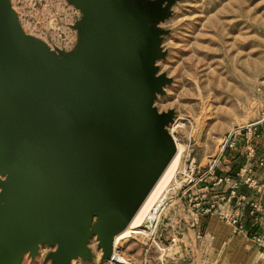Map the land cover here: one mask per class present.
I'll return each mask as SVG.
<instances>
[{
	"label": "rangeland",
	"instance_id": "374dc122",
	"mask_svg": "<svg viewBox=\"0 0 264 264\" xmlns=\"http://www.w3.org/2000/svg\"><path fill=\"white\" fill-rule=\"evenodd\" d=\"M75 1L85 13V22L93 17L94 9L88 0ZM133 2L125 4L118 0H105V4L111 6L108 7L110 12L101 3L99 5L113 16L116 23L118 19L124 37L122 40L126 38L119 45L118 59L121 55L133 78L129 77V83L121 87V93L125 96L124 105H129L127 111L134 114H120V131L111 132L107 127V130L87 134L98 140L101 136L115 137L114 134L123 141H129L127 137L135 138L133 143L136 147L146 138L144 153L130 151L132 155L123 156H135L136 164L131 159L121 158V166H125L123 170H128L132 164L140 167L146 164L154 166L153 171L156 172V168L162 170L166 160L173 155L157 177V183L140 212L132 222L130 218L131 224L112 235L110 247L98 239L95 220L86 245L91 257L79 256L71 264H224L221 261L223 253L226 249V257L232 255L229 248L235 234L215 251L216 241L209 238L210 222L207 219L213 216L220 229L228 226L233 232L227 222L228 214L234 212V203L228 201V187L214 185V179L209 176L183 195L179 184L183 179L189 180L187 176L198 180L206 175L218 159L226 138L234 130L264 119V0ZM9 3L28 35L43 40L51 48L64 51L72 50L77 44L79 37L75 27L83 14L69 0H0V31L7 32V35L13 31ZM84 21L80 28L85 37ZM83 50L89 52L87 41ZM111 101L105 100L104 111H110V107L106 108ZM88 108L91 113L67 119V123L72 124L70 127H95L98 123L106 126V116L95 113L97 107ZM120 108L124 110L122 105ZM260 132L264 139V130ZM89 139H81L80 144L85 140V145L90 148L93 139ZM242 140L241 137L239 144L244 151L246 144ZM120 149L127 150L122 145ZM229 153L225 150L218 163L217 169L223 174ZM258 156L264 160V154L259 153ZM4 180L0 175V181ZM1 190L0 187V195ZM201 192L208 194V199L202 202ZM68 201H55V206L61 208V215L53 222L67 216L69 211L65 205ZM209 202H216L217 206L212 213L205 215L203 211ZM4 204L0 200V211ZM5 213L0 216L4 217ZM159 222L156 238L166 251L153 248L147 255L143 238L153 239ZM1 230L14 233L19 228L0 223ZM172 238L176 241L173 242ZM22 239L14 238L12 234L11 237L0 234V264H54L58 243L39 244L37 241L32 248ZM240 242L251 256L240 259L236 255L233 264H256L254 256L260 261L264 259V252H259L249 239H241ZM2 247L10 256L2 257ZM18 248L30 251L19 257ZM111 250L119 254L116 255V263L107 260ZM58 254L55 255L56 264Z\"/></svg>",
	"mask_w": 264,
	"mask_h": 264
},
{
	"label": "water",
	"instance_id": "95a60500",
	"mask_svg": "<svg viewBox=\"0 0 264 264\" xmlns=\"http://www.w3.org/2000/svg\"><path fill=\"white\" fill-rule=\"evenodd\" d=\"M8 1L10 2V0ZM99 1L106 9H108V7L111 8V6L105 4V0ZM118 1L125 4H131L134 3L133 1L135 0ZM69 3L77 7L83 14L82 19L75 27L78 31L79 39L73 51L67 53L59 51V55L56 52L51 51V49L41 40L29 36L24 32L16 13L12 9L11 3H9V11L13 19V31L10 35H7V30L5 31L6 33L0 31V71L3 69L6 61L8 63L9 61L15 62L17 60L20 65H23V68L21 66V69L23 72L25 71L26 75L27 73L30 75L34 73L31 69H35L36 72H46V68L39 66V62H41L42 58L46 56L56 65V73L58 75L67 73V76L72 75L73 77H81V81L78 82V85L83 86V90L88 92V94L82 99L81 103L75 104L81 100H71L72 104L68 105L67 110H65L62 104V100L57 97L55 99L57 110L55 117H53L52 124L60 126L67 122L68 118L74 116L82 117L84 114H89L88 112L91 113V109L88 107L91 106L94 108L97 107L95 108V113L106 116V126L98 123L95 127L89 126L85 128V126L80 127L78 125L70 127L72 124L70 125V123H67V164L61 168V172L67 176V193H64V191L62 192V190L58 191L54 189L40 200L35 201L32 199L31 195L23 193L24 189L23 192L18 191L16 187L17 179L14 176L16 173L14 171H8L0 165V175L6 178L4 181H0V187L2 189L0 200L5 203L0 214L6 212L4 217L0 216V223H13L14 225H17L20 235H23L28 239L37 240L39 244L42 242L51 245L58 243L59 246L56 252L58 253L60 249V241L50 242L44 240L47 236L42 231V226L45 224L51 225L54 218L61 215V208L55 206V201L57 199L69 200L70 203L65 205V207L70 213L71 222L67 230V235L64 237L60 236V240L69 244L67 249H70L76 213L79 211H85L87 219L89 220L88 236L84 241V248L87 255L76 252L73 254L71 251L68 257V264H71L72 260L79 256L83 258L91 257V252L87 249L86 245L92 235L90 228L95 220L96 223L94 225L98 228V239L101 240L106 247H110L112 235L123 231L127 227L130 218L135 214L148 191L153 186L157 177L161 174L173 154L166 160L162 170L156 168V172H154V166L152 167L151 165L146 166V164H143L142 167L133 166V164H136L134 162L135 156L132 158L123 157L125 154L132 155L131 152L144 153L147 144V140H145L146 138L139 142L137 145L139 147H136L133 143V141L136 140L135 138L130 139L127 137L129 141H123L119 139L120 137L118 134L113 133L115 137L106 138L101 136L98 140V138L94 139V136L91 134H87V132L107 130V127L111 132L120 131L122 125L120 124V114H134V112L130 113V111H127L129 105H124L123 98H125V96L121 93V87L127 85L130 78H133V76L121 55H119V63L126 75V79L114 74L104 63L92 57L89 52L83 50L86 40L82 34L80 26L84 21L85 13L75 0H69ZM120 17L121 16H119V18ZM125 41L126 38L123 42ZM119 50L121 51L120 48ZM120 51L119 54L121 53ZM31 64L33 65L31 66ZM101 76H111V79L104 80ZM115 77L117 80L114 82L112 81V78ZM86 78H91L93 80L88 79L87 81ZM105 100H112L110 104L106 103L109 104L106 109L110 107V111H104L103 104L105 103ZM120 105L124 107V110H121ZM19 125L24 126L23 123H20ZM19 125L17 124L18 127ZM9 130L10 127H5V125L0 122V135L6 136ZM146 133H148V130ZM88 135L91 136V139L86 138ZM81 139H85L86 141H88V139L90 141L93 139V142L90 143V148H87L88 145H85V140L80 144ZM110 140L111 142H109ZM2 142L3 140H0V143ZM120 145H122V147L125 146L127 150H121ZM121 158H127L128 160L131 159L133 160L132 163H134L128 168V170H123L125 166H121L123 161ZM139 163L140 162H138V164ZM101 166L103 167L102 173H100L101 170L99 172ZM94 173L97 178L92 177L88 180V184L84 186L81 185L85 179L89 178ZM98 178H100L101 181L98 180ZM85 183H87V181ZM98 190H101L99 195L95 193ZM105 192L106 194L111 195V197L107 198ZM125 201L129 202V209L123 206V204H126ZM48 205L51 206L50 211L47 209ZM2 248L4 253V247ZM18 251L20 252V257L24 252L30 251V249L18 248ZM113 252L114 250L109 252L107 260H110ZM56 253L53 256L54 264H56ZM6 255L10 256V254L4 253L2 257H5Z\"/></svg>",
	"mask_w": 264,
	"mask_h": 264
},
{
	"label": "crops",
	"instance_id": "0c3cea01",
	"mask_svg": "<svg viewBox=\"0 0 264 264\" xmlns=\"http://www.w3.org/2000/svg\"><path fill=\"white\" fill-rule=\"evenodd\" d=\"M8 63L6 61L0 71V122L5 127H10L6 136L0 135V140H3L0 143V165L8 171L16 173L14 176L17 179L18 191L23 192L24 189L23 193L31 195L35 201L40 200L54 189L67 193V176L61 172V168L67 164V122L60 126L52 124L57 110L55 99L60 98L65 110H67L68 105L72 104L71 100H81L75 104L81 103L88 92L83 90V86L78 85L81 77L67 76V73L58 75L56 65L46 56L39 62V66L46 68V72H36L35 69H31L34 72L31 75L29 73L26 75L25 71H22L21 66L23 68V65H20L17 60ZM110 77L103 76L102 79L107 80ZM88 79L86 78L87 81ZM116 80V77L112 78V81L115 82ZM20 123H23L24 126H20ZM259 129L260 131L264 130L263 124ZM257 147L258 153L264 154V139H259ZM229 152L228 159H225L226 170L223 174L222 170L217 169L216 178L225 176L235 178L245 166L242 156L243 149H241L240 144L236 150H229ZM102 169L101 166L100 173L103 172ZM92 177L97 178L94 173L85 179L81 185L88 184V180ZM255 177L259 181H264V170L257 168ZM86 181L87 183H85ZM100 191L95 193L99 195ZM240 194H245L250 198L256 197L246 187L241 188ZM105 196L111 197L106 192ZM125 203L123 206L129 209V202L125 201ZM166 213L167 210L164 215ZM202 217L204 218V216ZM213 218L211 216L207 220L210 222L208 227L209 238H215L216 244L214 243L213 249L216 251V247L221 249L223 244L231 238L233 232L228 226H225L223 230L220 229L221 227L214 223ZM195 221L197 224L199 223L196 219ZM7 225L13 228L17 226L13 223ZM241 239L246 240L240 235H234L230 250L228 249L232 255L226 257L225 249L224 259L223 257L221 259L224 264H233L236 255L240 259L251 256H248L247 250L242 246ZM173 240L176 241L172 238ZM257 250L261 252L260 249L257 248ZM253 258L256 260V264H264V259L260 261L257 256Z\"/></svg>",
	"mask_w": 264,
	"mask_h": 264
},
{
	"label": "built area",
	"instance_id": "2783aa9c",
	"mask_svg": "<svg viewBox=\"0 0 264 264\" xmlns=\"http://www.w3.org/2000/svg\"><path fill=\"white\" fill-rule=\"evenodd\" d=\"M22 29H23V26H22ZM41 41L44 42L43 40ZM77 43H78V40H77ZM47 46L51 49V51L56 52L58 55H59L58 53L59 51L67 53L75 49L74 47L70 51H64L61 49L51 48L49 45ZM263 123H264V119H262L259 122L248 125L244 128H239V129L234 130L226 138L218 159L214 161V164L211 166L209 172L206 175H204L201 179H198V180L195 178H191V176H187L189 180L187 179L185 181V179H183L182 181H180V184H179V191L181 190L180 193H182L183 195L188 193L192 188H194V186H197L198 182L206 180V178L209 176H211L212 179H214V182H215L214 185L227 186L228 187L227 195L229 196L228 201L230 203H234V212L232 214H228L227 216V222L232 227L233 234L240 235L241 237L245 239H249L262 252H264V181H259L255 177V173H256L257 168L259 170L264 169V160L258 156L259 154L258 147H257L258 143L256 142V140H259V138H261L260 137L261 132H260L259 127ZM263 135H264V132H263ZM241 137L246 144V147L244 148V151L242 153V156L245 161V166L242 168V170H240V172L236 175L235 178L231 176L216 178L215 176L217 172V167H218V163L220 162L221 156L223 155L225 150L232 151L236 149L238 144L241 142L240 141ZM254 164L256 165L255 167H254ZM193 175H195L194 171H193ZM243 187H246L247 189H249L252 193L255 194L256 197L250 198L245 194H240V190ZM206 189H208V186L206 187ZM215 194L216 193H213L212 195H215ZM207 199H208V194H206L205 192H201V202ZM216 206H217L216 202H209L207 209L203 211L204 214L206 215V214L212 213L213 210L216 208ZM166 210L164 211V213L166 212ZM162 216H161V219H162ZM161 219H160V222H161ZM160 222L157 225L156 233L153 239H150L149 237H146V236L145 238H143L144 240L142 244L145 247V251L147 255L151 252L153 248H157L158 250L164 253L166 251V249L162 247L163 246L161 244L162 242L156 238V234H157ZM173 242L175 241L173 240ZM116 255H119V254L118 253L116 254V252H113V255L109 261L115 262Z\"/></svg>",
	"mask_w": 264,
	"mask_h": 264
},
{
	"label": "bare ground",
	"instance_id": "6f19581e",
	"mask_svg": "<svg viewBox=\"0 0 264 264\" xmlns=\"http://www.w3.org/2000/svg\"><path fill=\"white\" fill-rule=\"evenodd\" d=\"M91 6L94 9V15L92 18L86 19L87 21L83 24V32L87 41V49L89 53L95 59H98L100 62L104 63L108 69H110L114 74H117L123 79H126L121 65L118 59V49L121 45L122 39L124 38L120 32L119 25L116 23L113 16H110L102 7L98 4L96 0H88ZM108 12H110L108 10ZM114 15V14H113ZM86 18V17H85ZM85 20V19H84ZM158 180V178H157ZM156 182L150 188L143 202L138 207L137 211L131 218V222L135 216L140 212L143 205L145 204L149 194L153 191ZM70 203L68 201L67 205ZM47 209L50 211L51 206L48 205ZM71 216L70 213H67V216L62 217L61 219L54 221L48 225L42 226V231L47 236L44 240L53 242L55 240L60 241V250L57 257V264H67L68 257L71 253H82L84 255V241L88 236V224L89 220L87 219L85 211H79L75 216L74 231L71 238L70 249H67V242L60 240V236L64 237L67 235L68 227L70 226ZM130 222V224H131ZM129 224V223H128ZM129 224V225H130ZM9 230H7L8 232ZM6 231H0V234L4 233L5 235L9 234V237L14 236V238H24V242L30 243V247L35 248L37 240H32L20 235L19 230L14 231V233H7ZM12 249V248H11ZM87 254V253H85Z\"/></svg>",
	"mask_w": 264,
	"mask_h": 264
},
{
	"label": "trees",
	"instance_id": "16d2710c",
	"mask_svg": "<svg viewBox=\"0 0 264 264\" xmlns=\"http://www.w3.org/2000/svg\"><path fill=\"white\" fill-rule=\"evenodd\" d=\"M217 172H218V171H217ZM217 172H216V173H217Z\"/></svg>",
	"mask_w": 264,
	"mask_h": 264
}]
</instances>
